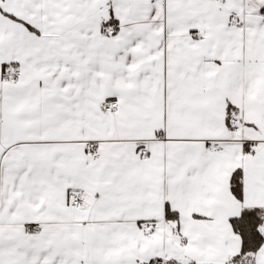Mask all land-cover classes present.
I'll return each instance as SVG.
<instances>
[{
  "label": "snow or ice",
  "instance_id": "snow-or-ice-1",
  "mask_svg": "<svg viewBox=\"0 0 264 264\" xmlns=\"http://www.w3.org/2000/svg\"><path fill=\"white\" fill-rule=\"evenodd\" d=\"M0 264H264V0H0Z\"/></svg>",
  "mask_w": 264,
  "mask_h": 264
}]
</instances>
